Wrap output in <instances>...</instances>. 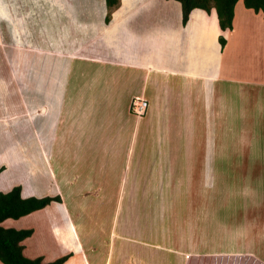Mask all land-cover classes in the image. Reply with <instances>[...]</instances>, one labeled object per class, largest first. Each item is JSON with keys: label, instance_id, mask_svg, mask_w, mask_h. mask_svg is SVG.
Returning <instances> with one entry per match:
<instances>
[{"label": "crops", "instance_id": "1", "mask_svg": "<svg viewBox=\"0 0 264 264\" xmlns=\"http://www.w3.org/2000/svg\"><path fill=\"white\" fill-rule=\"evenodd\" d=\"M238 7L259 23L252 34L240 28ZM105 14V0H0V192L20 185L23 198H60L13 220L16 229H32L21 241L26 257L49 262L69 254L62 264H188L200 256L196 239L182 251L177 226L173 235L160 236L135 227V200L148 206L173 200L176 145L187 159L183 166L196 173L198 149L205 141L212 156L234 120L240 157L262 160L264 152L250 156L245 148L251 129L259 135L262 129L264 77L244 72L242 54L247 34L255 53L264 46V17L241 0L232 28L224 30L214 7L192 9L183 25L177 0H120L107 24ZM135 96L148 102L141 117L130 110ZM135 137L142 152L152 140L147 166L140 151L133 162ZM154 139L161 141L157 149ZM219 144L225 154L227 145ZM189 176L180 175L178 191L194 183ZM258 178L261 186L264 177ZM204 184L203 178L201 190L194 183L186 191L206 196ZM259 222L264 228V216Z\"/></svg>", "mask_w": 264, "mask_h": 264}, {"label": "rangeland", "instance_id": "2", "mask_svg": "<svg viewBox=\"0 0 264 264\" xmlns=\"http://www.w3.org/2000/svg\"><path fill=\"white\" fill-rule=\"evenodd\" d=\"M237 12L238 21L241 23L240 28L244 29L248 27V34H252L253 30H256L257 25H259L256 21H253L252 12L248 10L244 11L242 7H238ZM248 34L246 38L249 37L248 41L250 43H247V46L243 49L244 55L242 54L247 64L244 72L250 74V77L263 78L264 46L262 48L258 47L257 49H261V51L255 53L253 48L256 46L252 43V37ZM125 86L126 84L123 85L124 88ZM120 94L125 96V92L121 93L120 91ZM124 107L126 108L127 104ZM232 123L231 134L227 137L224 136L223 140H218L217 148L212 156L208 152L205 141L201 149H198V152H200L195 158V162H197L196 173L190 172L189 168L183 166L187 159H185L183 152L176 145L177 193H172L175 196L173 200L165 199L161 203L159 200H152L149 206L146 203L147 201L140 197L139 200H135L137 201L135 208H138L134 210L135 213L133 215L135 227L150 234L160 236L167 232H172L173 235L174 229L177 226V248L182 249V251L188 249L189 245L187 242L190 239H196V252L200 256L191 257L188 264H264V228L260 226L259 222L263 221L264 216V182L259 186L258 178L260 173L264 177V155L261 156V161L257 158L253 159L254 157L247 159L248 156L241 158L242 152L240 154L237 143L240 125L238 124V120H234ZM261 123L262 129L260 135L254 128L251 129V133H248V136H251V140L250 145L247 146L248 149L246 147L245 150L250 156H253L252 150L255 153L259 151L264 152V113ZM253 133L256 134L255 139L252 136ZM139 137H135L133 141V162L135 164L138 152L140 151L141 158L145 160L143 166H147L153 159V149L150 148L152 140L149 139L147 141V146L144 148V152H142L138 148L141 144ZM127 138L128 140L126 139L123 142V145H126L125 147L129 146V135ZM247 139L249 140V137ZM176 141V144L178 142L180 144L179 136H176ZM153 142H157V140L154 139ZM219 142H225L227 145L224 147L225 154L221 151L222 145L219 146ZM159 143H161L160 140L154 143L152 147H156L157 149ZM223 154L225 156L220 157ZM255 157H258V154ZM118 160L119 162L121 161V156ZM261 164L263 165L261 166ZM139 170L143 169L139 168ZM180 175L183 177L191 175L195 185L190 182L182 183V188L178 191L181 187L178 180ZM203 178L204 185L207 187L202 191L206 192V196L201 195L197 191L199 193L198 196L190 197L186 190H190V185L192 187L194 185L198 190H201ZM168 186L170 187L169 184ZM184 186H187V188ZM138 194L141 195L142 192L139 191ZM254 201L260 205L254 207ZM247 202L250 205L246 204ZM244 204L250 207L247 213L243 210ZM45 207L46 205L42 208ZM7 220H10L9 222L12 220V223L5 221L4 227L16 228L18 226L13 222L17 218H8ZM246 220L250 221V223L243 225V222H246ZM27 223L31 225L32 221ZM30 244L32 245L33 243L31 242ZM33 248L36 247L34 246ZM249 252H252L251 255L243 256L244 253L248 254ZM167 256L171 260L173 259L172 254H167ZM257 257L258 259L256 260L255 258ZM169 263L174 264L171 261Z\"/></svg>", "mask_w": 264, "mask_h": 264}, {"label": "trees", "instance_id": "3", "mask_svg": "<svg viewBox=\"0 0 264 264\" xmlns=\"http://www.w3.org/2000/svg\"><path fill=\"white\" fill-rule=\"evenodd\" d=\"M181 4L182 24L187 22L189 13L194 8H200L207 12L214 7L216 9L218 23L221 29H231L234 16V8L239 0H177ZM244 6L254 12H261L264 17V0H241ZM120 0H105L106 14L104 21L109 23L112 11L119 6ZM222 46L225 39L219 37ZM1 171V168H0ZM58 196L26 197L21 196V186L15 185L7 192H0V261L3 264H62L70 256H60L53 261L43 262L42 257H26L22 253L21 241L32 234L31 228L16 229L4 227L1 222L7 218H19L50 203L59 200Z\"/></svg>", "mask_w": 264, "mask_h": 264}, {"label": "built area", "instance_id": "4", "mask_svg": "<svg viewBox=\"0 0 264 264\" xmlns=\"http://www.w3.org/2000/svg\"><path fill=\"white\" fill-rule=\"evenodd\" d=\"M148 102L142 96H135L130 103V110L136 117H141L145 114Z\"/></svg>", "mask_w": 264, "mask_h": 264}, {"label": "bare ground", "instance_id": "5", "mask_svg": "<svg viewBox=\"0 0 264 264\" xmlns=\"http://www.w3.org/2000/svg\"><path fill=\"white\" fill-rule=\"evenodd\" d=\"M256 251V250H255ZM74 257V256H73ZM74 259H72V261H73ZM72 261L70 262V263H68V264H72ZM75 262V261H74ZM74 262H73V264H74Z\"/></svg>", "mask_w": 264, "mask_h": 264}]
</instances>
